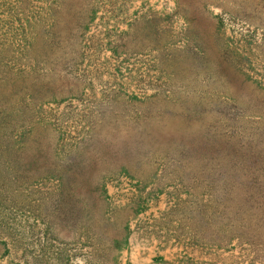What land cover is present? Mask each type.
Wrapping results in <instances>:
<instances>
[{"label": "rangeland", "instance_id": "rangeland-1", "mask_svg": "<svg viewBox=\"0 0 264 264\" xmlns=\"http://www.w3.org/2000/svg\"><path fill=\"white\" fill-rule=\"evenodd\" d=\"M0 264H264V0H0Z\"/></svg>", "mask_w": 264, "mask_h": 264}]
</instances>
